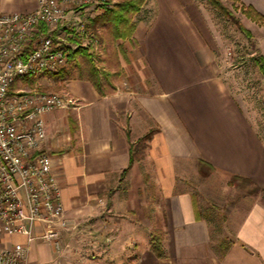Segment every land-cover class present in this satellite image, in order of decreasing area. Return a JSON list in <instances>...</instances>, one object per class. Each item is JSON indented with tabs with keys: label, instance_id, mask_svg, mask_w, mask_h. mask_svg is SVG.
Returning a JSON list of instances; mask_svg holds the SVG:
<instances>
[{
	"label": "crops",
	"instance_id": "obj_1",
	"mask_svg": "<svg viewBox=\"0 0 264 264\" xmlns=\"http://www.w3.org/2000/svg\"><path fill=\"white\" fill-rule=\"evenodd\" d=\"M122 1L110 0L103 9L93 4L85 6L89 25L106 33L111 20L103 19ZM239 1L264 15V0ZM36 6L37 0H0L4 12H29ZM131 21L134 23L131 36L124 41L115 39V44L120 41L132 45L125 44L123 53L112 50V60L106 53L100 56L110 72L118 71L111 81L115 89L101 96L87 76L63 78L64 88L80 104L71 115L76 121L75 132L70 131L68 111L44 116L48 133L45 147L51 154L52 170L60 180L61 198L71 222L63 241L77 227L87 225L85 214L92 207L85 203L84 186L89 187L94 177L127 168L131 143L153 129L145 156L152 164L159 191L154 216L161 228L163 256L159 258L151 250L148 236L155 227L149 218L142 213L141 219H137L139 211L134 204L143 178L139 161L134 160L127 171L126 206L123 210L120 205L121 213L114 217L120 222L117 228L110 222L108 226L104 224L112 230H101L99 240L86 242L99 256L85 262L264 264V204L256 201L251 205L233 239L226 238L230 243L223 244L224 238L215 241L210 221L196 203L189 181L181 176L184 166H198L199 161H204L214 167V172L247 176L264 188V144L227 89L220 70L210 62L204 34L208 28L201 5L196 0H143L132 13ZM50 79L54 80L51 75ZM137 80L141 92L132 87ZM61 125L66 128L70 146L64 152L62 146L61 152L56 148ZM105 218L110 220L111 216ZM17 242L24 244L25 238L0 234V250ZM28 264H57L53 244L31 242Z\"/></svg>",
	"mask_w": 264,
	"mask_h": 264
},
{
	"label": "rangeland",
	"instance_id": "obj_2",
	"mask_svg": "<svg viewBox=\"0 0 264 264\" xmlns=\"http://www.w3.org/2000/svg\"><path fill=\"white\" fill-rule=\"evenodd\" d=\"M109 1L110 0H107L108 3ZM196 1L201 5L204 20L208 28V31H204V34L210 53V62L220 70L219 75L223 78L227 89L241 105L252 128L264 144V76L260 72L258 66L259 56L264 58V28H262L264 24L253 21L251 18L247 17L239 1L220 0L224 9L213 6L208 0ZM89 4H91L90 0H71L64 5L72 9L71 19L72 23L77 24L75 27L79 28L83 23H87V25H84L85 29H87L86 26L89 25V20L86 17L85 6ZM236 21L247 29L251 35L247 36L242 32L235 25L234 22ZM87 32L89 33H87L86 36L83 35L85 32L81 35L74 34V38L70 41L71 49L68 51L69 56L74 48L82 46L80 44L82 42L89 48L88 52H92L91 54L95 57L93 64H95L97 68L104 66L100 61L102 53L103 55L106 53L105 56L112 60L111 57L114 50L123 53V46L125 44L129 46L130 43H120L119 41L115 44L116 41L113 40L114 44H108L107 41H105L111 38L108 33L99 32L93 27H90V25L88 26ZM130 45L132 44L130 43ZM69 56L68 62L64 67V70L67 72L64 71L65 73H63L61 79L59 78L60 80L57 79V76H52L54 80H51L49 74H43V76L40 75L41 78L40 76L36 78L31 85L36 84L38 89L45 92L69 94L64 88V84L61 82L68 80V77L70 79L81 77L80 75L84 73L81 69L83 68V70L87 71L90 67L84 57H79V59L72 61L69 60ZM131 77L133 78L134 76ZM63 78L65 80H62ZM124 80L127 82L126 78H124ZM23 85L30 84L26 83ZM128 85H126L127 88H130ZM132 87H135V91L141 92L138 80ZM72 110L78 109H60L57 111H68L69 119V115H74ZM59 128V134L61 136L58 135L60 140L56 148L58 152H64L70 148L69 144H67L68 135L64 125H61ZM52 138L50 137V141ZM136 141L137 140L134 141L136 149L135 160L139 161L143 183L142 187H139V197L137 203L134 205H136V209L139 211L137 212L139 216L137 219H141V214L144 213L145 217H148L151 221L150 223L155 227L148 237L151 241L153 238L156 242L157 239H161L160 224L154 216L159 191L155 183L154 173L152 172V164L145 156L147 141L142 143ZM59 146H62L61 151L59 150ZM45 148H47V145ZM201 171L207 172V175H202ZM53 174L55 175L54 172ZM230 175V172L210 171L206 166L200 164H198V166L188 164L184 166V169L181 171V176L189 181L190 190L193 193L196 203L198 202L200 210L210 221L215 241H219L223 238L232 240L235 235V229L238 227L251 205L256 201L262 202L260 196L248 194L247 189H238L229 185L228 181ZM127 180V172H118L115 174L108 173L105 174L104 177H94L89 187L84 186L83 194H86L85 198H87L85 203H88L89 206L92 207L91 212L85 214L88 217V221L86 220L88 227L87 225L83 228L77 227L74 234L65 236V242L63 241L60 248L56 250L57 264H87L85 262L87 258H98L99 252L89 249L86 246V242L99 240L100 237H102L100 236L101 230L110 232L112 229L105 228V225L108 226L109 224L107 225V223L109 222L117 228L120 221L114 217L120 214L121 209L124 210L126 206V191L129 189ZM58 182L60 184V180ZM91 189L93 190L92 192H90ZM114 197H116V199H114ZM115 201L119 204L117 205ZM120 205H122V208L118 209ZM134 205H132L131 208H135ZM110 209L115 213L109 211ZM111 213H114V215H111ZM106 215H108V217L111 216L110 220L105 218ZM132 215H134V212ZM90 218H95L96 220L91 222L89 221ZM105 239L106 241L109 240V238ZM108 251H110V249H106V252Z\"/></svg>",
	"mask_w": 264,
	"mask_h": 264
},
{
	"label": "built area",
	"instance_id": "obj_3",
	"mask_svg": "<svg viewBox=\"0 0 264 264\" xmlns=\"http://www.w3.org/2000/svg\"><path fill=\"white\" fill-rule=\"evenodd\" d=\"M70 1L37 0L29 12L0 8V234L25 238L0 250V264H28V246L37 240L58 250L70 226L45 148L44 116L80 104L67 93L39 91L36 84L9 94L16 80L64 68L74 34L89 33L87 23H72V9L64 6ZM90 2L100 9L108 3Z\"/></svg>",
	"mask_w": 264,
	"mask_h": 264
},
{
	"label": "trees",
	"instance_id": "obj_4",
	"mask_svg": "<svg viewBox=\"0 0 264 264\" xmlns=\"http://www.w3.org/2000/svg\"><path fill=\"white\" fill-rule=\"evenodd\" d=\"M213 6L224 9V7L221 5L220 0H208ZM234 1H239V0H234ZM143 0H123L122 2L116 4L115 8H112L109 10V16H105L103 20H111V23L107 26V32L108 35L111 37L107 39V43L112 44L113 40L115 39H122L125 40L128 37L131 36L133 30H134V23L131 21L132 19V13L136 12L139 8V6L142 4ZM240 2V1H239ZM241 7L244 9V13L247 17L251 18V20L256 21L258 23H263L264 24V15L255 10L252 6L250 5H244L241 3ZM108 11V10H107ZM235 25L242 31L244 32L247 36H250V32L245 29L241 24H239L237 21L234 22ZM91 27V26H90ZM114 44V43H113ZM87 47H82L79 46L77 48H74L69 56V60L75 61V59H79V57H84L86 59V62L90 65L89 69L87 71L81 69L83 71L82 76H87L88 80L92 83L93 87L95 90L99 93V95L103 96L106 93H109L115 89L114 85L112 84V78L114 75L118 74L116 71L115 73L110 72L106 66L97 68L95 64H93V61L95 60V57L93 54L88 52ZM111 56V55H110ZM113 57V55H112ZM111 57V58H112ZM259 70L264 76V58L262 56H259V62H258ZM67 72L62 68L59 70L57 73H45L49 74L51 76H57V78H61L63 73ZM69 78V77H68ZM35 81V78L33 77H23L19 80H16L13 84L10 86L9 94H14L16 91L23 85V84H30L27 86H30V88L34 85H31L32 82ZM24 86V85H23ZM39 91H42L39 89ZM69 124L71 128V132L74 133L76 129V121L73 119L72 116H69ZM154 133V130L151 129L148 132H146L143 136L137 139L136 142L142 143L146 142L151 139L152 135ZM127 136L128 131H127ZM143 147V146H142ZM144 148V147H143ZM135 143H131L129 153H130V159H129V165L127 168H125L122 173H126L132 163L135 160ZM200 165L206 166L210 171L214 170V167L207 164L204 161H199ZM202 175H207V172H202ZM228 184L236 187L238 189H247V193L251 195H258L260 196V199L262 203L264 204V188L259 187L257 184L253 182V180L247 176H243L240 174H231ZM228 239L224 238L223 239V244H229ZM151 250L152 252L157 256V257H162L163 256V251L160 246V239L155 242L154 239L152 238L151 241Z\"/></svg>",
	"mask_w": 264,
	"mask_h": 264
}]
</instances>
